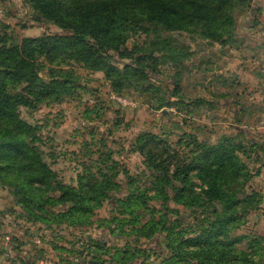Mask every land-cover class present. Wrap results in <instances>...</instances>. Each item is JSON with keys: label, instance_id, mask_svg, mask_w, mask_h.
<instances>
[{"label": "rangeland", "instance_id": "rangeland-1", "mask_svg": "<svg viewBox=\"0 0 264 264\" xmlns=\"http://www.w3.org/2000/svg\"><path fill=\"white\" fill-rule=\"evenodd\" d=\"M57 1L71 17L87 3L112 4ZM196 1L232 40L222 45L202 39L197 26L176 14L178 3L189 2L166 0L164 9L169 13L162 15L171 24L163 36L188 52L189 59L183 67L158 66L162 80L152 81L169 94L173 89L169 77L174 73L182 77L179 94L184 104L178 108L156 109V94L150 92L115 93L102 72L73 61L58 67L44 57L37 59L44 78L53 69L69 71L76 78V90L60 102L44 101L17 110L21 123L17 129L12 125V134L31 151V166L21 170L36 176L34 184L41 189L36 194L21 187L26 176L16 174L20 168L14 165V156L0 148V264H264V159H259L260 154L246 157L236 151L238 163L251 174L244 184L232 169H222L235 181L230 190L240 200L225 226L226 211L220 205L217 214L208 210L199 192L205 184L195 170L188 174L195 192L186 189L178 196L181 201L174 202L173 185L181 184L172 177V164L189 167L223 136L242 131L248 141L264 138V0ZM116 2L151 13L142 0ZM0 34L21 44L67 32L28 0H0ZM150 38L138 32L126 45ZM5 123L0 119V129ZM79 180L97 192H83L91 209L70 215L73 203L58 200L63 191L77 189ZM105 183L108 188L98 190ZM253 192L257 195L249 202ZM131 193L139 200L130 198ZM97 196L102 197L101 203ZM245 198L251 206L258 202L257 208L243 213ZM61 213L65 218L57 223ZM74 213L80 218L72 223ZM215 220L224 227L221 242L209 239L210 250L199 254L202 245L189 239L196 229ZM180 244L193 253L180 256L170 249ZM219 256L222 263L215 262Z\"/></svg>", "mask_w": 264, "mask_h": 264}, {"label": "trees", "instance_id": "trees-1", "mask_svg": "<svg viewBox=\"0 0 264 264\" xmlns=\"http://www.w3.org/2000/svg\"><path fill=\"white\" fill-rule=\"evenodd\" d=\"M28 1L44 17L58 24L61 29L67 32V35L64 36H46L24 40L21 44L9 41L5 34H0V119L6 122L0 129V134L5 137L0 139V148H7L9 154L14 156V165L20 168L16 174L26 176L24 177L25 183L21 184V187L34 195L36 191L41 190L34 184L36 176L21 170L27 165L31 166L28 161L32 155L31 151L25 150L16 136L12 134L14 133L12 125H15L14 128L17 129L18 124L21 123L17 110L21 106L35 107L44 101L60 102L76 90V78L69 71L53 69L54 71H50V76L44 78L37 67L39 57H44L49 63L58 67L73 61L87 69L100 71L110 82L111 89L115 93H122L125 90L154 93L157 97L155 108L161 109L166 106L178 108L184 104V101L179 94L182 80L179 74L174 73L169 77L170 84L173 86L169 94L160 85L153 83L152 80L156 82L162 80L158 66L171 64L183 67L184 62L189 59V53L172 46L163 36V30L169 28L171 24L166 20L165 15H162L166 12L164 9L166 0H142L141 5L148 7L150 14L137 11L135 7L117 5L116 1L120 2V0H102L111 1V6L104 7L103 4L96 2L87 3L73 17L57 0ZM183 1L189 2V4L178 3L180 10L176 14L181 19L197 26L202 39L219 42L222 45L231 42L232 39L227 36L226 32H221L215 27L213 18L204 10V7H201L200 4L197 5L199 1ZM221 1L223 4H227L231 0ZM168 13L167 10L166 14L168 15ZM138 32L145 33L146 36L151 35V38L146 43L127 46V40ZM223 137L216 144L208 146L207 152L201 153V159H194L189 167L172 164L174 167L172 177L178 179L181 184V187L173 185L177 192L174 202L179 203L181 201L178 197L180 193L186 189L190 193L195 192L194 184L188 179L189 172L195 170L205 184L200 187L199 192L200 196L206 199L208 210L217 214L218 205H220L226 211L225 226L227 220L233 217L234 205L240 200L235 199L230 190L235 181L230 180L227 171L224 173L222 169H232L233 173L240 177V179L237 178L238 182L244 184L251 174L240 161L238 163L239 157L236 151L241 150L246 157H250L252 153L256 152L261 155L259 159L262 161L264 159V138L261 141H248L242 131L234 136ZM198 146L205 150L203 146ZM140 150L143 153V149ZM19 154L23 156L20 157ZM262 164L264 165V163ZM170 165L169 162L166 167H163L164 175L162 177L166 176L165 173L168 172ZM260 166L262 165L260 164ZM45 171L47 174L51 172L48 169ZM105 185L98 190H104L110 184L105 183ZM86 187L79 180L77 189L70 193L67 190L62 192L58 202L73 203L68 214L73 215L71 213L74 210H78L80 213L87 208L91 209V206L86 203L85 194L82 195V193L87 190H93L91 193L97 191L91 184L88 189ZM57 188L61 189L60 186ZM256 195L253 192L251 196L247 197V200L250 202L252 196ZM95 198L98 203H101L102 197ZM130 198L139 200L134 193H131ZM243 201V213H246L250 208H257L258 202L251 206L247 203L246 198ZM184 205L185 207L190 206L188 203H184ZM63 216L65 214L61 213L60 217L55 219L56 222H61V219L65 218ZM79 218L80 215L75 214L72 223H75ZM223 229L224 227L219 224V221L215 220L204 228L196 229L193 237L189 240L202 245L198 253L203 254L210 250L209 239L215 238V242H221L219 235L223 233ZM212 244V247H215V243ZM170 249L176 251L180 256L193 253L183 244L170 247ZM215 262L222 263L221 257H217Z\"/></svg>", "mask_w": 264, "mask_h": 264}, {"label": "crops", "instance_id": "crops-1", "mask_svg": "<svg viewBox=\"0 0 264 264\" xmlns=\"http://www.w3.org/2000/svg\"><path fill=\"white\" fill-rule=\"evenodd\" d=\"M263 128H264V124H263Z\"/></svg>", "mask_w": 264, "mask_h": 264}]
</instances>
